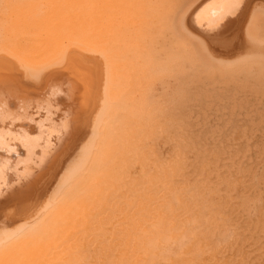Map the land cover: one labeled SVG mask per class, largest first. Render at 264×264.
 Instances as JSON below:
<instances>
[{"label":"bare ground","instance_id":"bare-ground-1","mask_svg":"<svg viewBox=\"0 0 264 264\" xmlns=\"http://www.w3.org/2000/svg\"><path fill=\"white\" fill-rule=\"evenodd\" d=\"M210 1L0 0V264H264V0Z\"/></svg>","mask_w":264,"mask_h":264},{"label":"snow or ice","instance_id":"snow-or-ice-1","mask_svg":"<svg viewBox=\"0 0 264 264\" xmlns=\"http://www.w3.org/2000/svg\"><path fill=\"white\" fill-rule=\"evenodd\" d=\"M244 4L245 0H219L218 3L213 0V2L207 4L206 8L200 11H207L209 25H215V30L219 31L223 20L237 16L243 9ZM193 22L195 23V18ZM200 26L203 27V25Z\"/></svg>","mask_w":264,"mask_h":264},{"label":"rangeland","instance_id":"rangeland-1","mask_svg":"<svg viewBox=\"0 0 264 264\" xmlns=\"http://www.w3.org/2000/svg\"><path fill=\"white\" fill-rule=\"evenodd\" d=\"M213 2V0L210 1V3ZM216 2L218 3V0H216ZM207 13V11H205ZM207 15V14H206ZM208 18V15H207ZM206 26H210L209 23L206 24Z\"/></svg>","mask_w":264,"mask_h":264}]
</instances>
